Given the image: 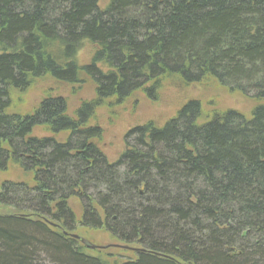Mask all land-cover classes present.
Returning a JSON list of instances; mask_svg holds the SVG:
<instances>
[{"label":"trees","instance_id":"trees-1","mask_svg":"<svg viewBox=\"0 0 264 264\" xmlns=\"http://www.w3.org/2000/svg\"><path fill=\"white\" fill-rule=\"evenodd\" d=\"M80 76L94 95L73 118L50 96L9 113L33 81ZM165 80L259 103L248 118L203 121L189 101L127 133L109 163L94 110L139 91L156 100ZM40 127L67 138H35ZM9 167L30 181L0 184V264H264V0H0V173ZM77 227L128 248L92 249L69 236Z\"/></svg>","mask_w":264,"mask_h":264},{"label":"rangeland","instance_id":"rangeland-1","mask_svg":"<svg viewBox=\"0 0 264 264\" xmlns=\"http://www.w3.org/2000/svg\"><path fill=\"white\" fill-rule=\"evenodd\" d=\"M97 2L102 9L107 0H97ZM91 48L93 47L88 44L82 45V49L78 53V61L81 64L88 62ZM80 81L78 85L73 87L57 83L48 77L37 79L32 82L25 93H12L9 113L30 114L42 99L50 96L62 97L66 103V114L73 118L74 112L83 102L93 101L92 84L82 76H80ZM189 101H196L200 104L203 121H206L213 113L229 110L238 112L248 118L251 110L259 103L237 93L231 94L212 81L182 86L174 81L165 80L158 91L156 100L146 99L143 92L139 91L134 97L120 104L114 100L102 102L94 110L88 127H98L101 130V138L94 141V144L106 157L107 161L113 163L125 149L124 141H126L127 133L148 123L155 127H161ZM67 135H52L43 127L35 128L32 132V136L35 138L51 137L58 141H64ZM7 181L29 183L30 177L16 168L9 167L7 171L0 173V184ZM70 206L75 216L78 217L80 210L78 202L72 200ZM73 234L86 238L96 246L107 245L112 242L101 230L85 231L77 227ZM109 261L110 264H123L118 258H112Z\"/></svg>","mask_w":264,"mask_h":264},{"label":"water","instance_id":"water-1","mask_svg":"<svg viewBox=\"0 0 264 264\" xmlns=\"http://www.w3.org/2000/svg\"><path fill=\"white\" fill-rule=\"evenodd\" d=\"M65 235H68V234H65ZM69 236L73 239H76V240H79L81 243H84V241L82 239H80L78 236L76 235H73V234H69ZM109 247H121V248H128V247H125V246H121V245H116V244H107L105 246H91L92 249H106V248H109ZM132 250H135V249H132Z\"/></svg>","mask_w":264,"mask_h":264}]
</instances>
